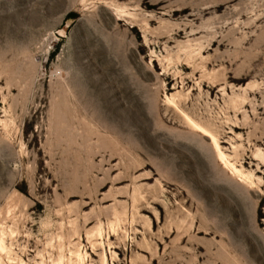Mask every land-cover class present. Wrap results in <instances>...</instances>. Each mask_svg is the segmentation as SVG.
Returning <instances> with one entry per match:
<instances>
[{
	"label": "rangeland",
	"instance_id": "rangeland-1",
	"mask_svg": "<svg viewBox=\"0 0 264 264\" xmlns=\"http://www.w3.org/2000/svg\"><path fill=\"white\" fill-rule=\"evenodd\" d=\"M0 243L264 264V0H0Z\"/></svg>",
	"mask_w": 264,
	"mask_h": 264
},
{
	"label": "bare ground",
	"instance_id": "bare-ground-1",
	"mask_svg": "<svg viewBox=\"0 0 264 264\" xmlns=\"http://www.w3.org/2000/svg\"><path fill=\"white\" fill-rule=\"evenodd\" d=\"M212 140V143H213V145H214V147H215V149H216V151H217V154H218V156H219V158L222 160V162H224V164L225 165H229V163L226 161V157L219 151V149H218V146H217V143H216V141H215V139L214 138H211ZM230 167H231V169H232V171L233 172H237V170H236V168H234L233 167V165H230ZM235 174V173H234ZM113 229V228H112ZM97 231V235H98V237H101L102 236V234H101V232H103L102 230H101V232H99L98 230H96ZM96 234V233H95ZM95 234H93V235H95ZM92 235V236H93ZM2 236V235H1ZM101 240H102V237H101ZM99 241V240H98ZM2 242V241H1ZM0 245H2V243H0ZM2 247H0V250L2 251ZM94 249V248H93ZM82 250V249H81ZM72 258L74 259V260H71V258H70V260L69 261H67V264H85L86 263V259H87V255L86 254H82L81 252H80V249H77V251H75L73 254H72ZM40 264H43V262L41 261V263ZM57 264H63V257L61 256V257H59V260H58V262H57ZM102 264H106L105 263V259H104V257L102 258Z\"/></svg>",
	"mask_w": 264,
	"mask_h": 264
}]
</instances>
